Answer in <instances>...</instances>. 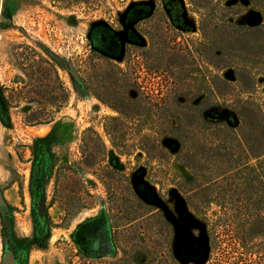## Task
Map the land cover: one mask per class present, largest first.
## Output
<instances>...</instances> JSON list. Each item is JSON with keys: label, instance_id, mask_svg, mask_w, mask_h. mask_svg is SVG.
<instances>
[{"label": "rangeland", "instance_id": "374dc122", "mask_svg": "<svg viewBox=\"0 0 264 264\" xmlns=\"http://www.w3.org/2000/svg\"><path fill=\"white\" fill-rule=\"evenodd\" d=\"M134 3L146 18H129ZM235 25L250 27L238 33L249 47L229 38ZM202 31L221 50L200 45ZM208 75L205 119L237 129L250 110L243 132L260 145L264 0H0V259L264 264V156L234 159L236 194L225 196L210 150L182 155L169 129L175 101L204 96L183 87ZM137 91L138 107L120 115L117 99Z\"/></svg>", "mask_w": 264, "mask_h": 264}, {"label": "trees", "instance_id": "16d2710c", "mask_svg": "<svg viewBox=\"0 0 264 264\" xmlns=\"http://www.w3.org/2000/svg\"><path fill=\"white\" fill-rule=\"evenodd\" d=\"M149 11L150 10L144 3H134L129 8V13L131 14L129 15V18L136 19L137 17L141 16L140 18L144 19L149 14ZM215 26L221 27L222 21L218 20L215 23ZM232 29H235L236 33L234 35H231L229 38L233 40H237V38L240 37L239 43L245 44L247 47H249V45L241 41V34L238 35V33L242 29L245 32H248L250 31V27H242L235 25L234 27H232ZM243 35H245V33H243ZM201 36L203 39L202 42L203 44L199 43L200 45H203L204 47L211 45V47H217L219 50H221L220 47L222 46L218 44L217 36L215 34L206 33L205 31H202ZM211 57L214 59H218L219 55L215 54L214 52H211ZM208 62L212 66H215L214 63H211V61ZM176 69L181 70V67L176 66ZM208 76L210 77V79L207 78L201 87H197L193 91L188 87H183L182 90H184V93H182L181 95H185V93L188 94L187 90L191 91L192 92L191 95H194L192 96V99H190L191 101L194 100L193 98H196L197 94H199L200 92H203L204 96L202 99L196 101V103L194 104L192 103L181 104L175 101L176 107L183 110L182 113H175L176 111L170 113V115L172 114V117L175 120V124L171 126L169 125V129L173 131L172 133L173 136L178 138L180 149H182L181 151L182 155L187 156L188 154L189 156L190 153H193L195 151L196 146L203 145L202 146L203 154L205 148L210 150L211 153L210 164H214V165L218 164L217 168H219L218 171L219 173L216 177L217 178L220 177L221 181H224L223 185L221 186L222 194L225 196L226 195L231 196L236 194V192L233 191V189H235V186L230 187V185H228L229 187L227 188L226 187L228 184L227 182L231 180L229 179L230 177H232L233 179L234 175L237 173V171L241 166V164L239 165L236 164L234 159L238 158V161L241 159H245L248 161L250 157L257 158L260 156H264V140L260 145H258L257 142L256 143L251 142L252 139L250 138V135L245 134L243 132L244 129H246L244 127L247 124L243 122V119L241 117L247 119L251 117L250 110L247 111L246 109L247 112H239V111L237 112L238 118L240 120L239 124H241L242 121L244 125L243 128L239 127V124H238V128L236 129L234 127L228 126L227 124L223 123V121H207V119H205L204 115L209 110L208 108L209 105L207 104L209 102L208 97H210V95L214 96L215 88L217 90V87H215L216 86L215 83L212 82L211 79L212 75H208ZM174 86L175 88H177L179 86V83L174 84ZM141 94H142L141 92L138 93V96H136V98H129L127 95L119 94L121 96L117 99L118 105L116 104L114 108L118 113H120V115L125 114L126 111H129L133 108H137L138 107L137 102H139L140 100H142L141 98H143ZM244 103L246 104L247 107L249 101H244ZM138 111L139 109H137V112ZM183 114L188 119L187 121H185V119L183 118ZM133 115L134 113L132 114V116ZM252 116L254 118L258 115L255 116L252 115ZM258 117L261 118L259 122H264V115L262 113H260ZM108 119L110 121H117L119 118L108 117ZM226 131L230 133L228 139L226 137ZM106 134L110 135V133L107 131ZM143 135H145L146 137L148 136V133H143ZM96 137L97 139H99L97 135ZM225 141L227 142V145L224 144ZM233 145L235 146L234 148ZM100 148H101V154L106 155L107 154L106 147L102 142L100 143ZM232 148L233 150H231ZM221 151L224 152L220 154ZM227 155H229L228 159H227ZM246 179L247 182L244 183L245 186L240 188V190H242L241 192L243 193H245V189L250 186V177L247 176ZM248 192L249 189L248 191L246 190V194H248ZM197 247L200 249L199 246Z\"/></svg>", "mask_w": 264, "mask_h": 264}, {"label": "water", "instance_id": "95a60500", "mask_svg": "<svg viewBox=\"0 0 264 264\" xmlns=\"http://www.w3.org/2000/svg\"><path fill=\"white\" fill-rule=\"evenodd\" d=\"M68 70L75 79H77V80L79 79V76H78V74H77V72L74 69L72 64H68ZM2 204H3V199H2V196L0 194V205H2ZM38 210L39 211L41 210V204L38 205ZM195 252H199L198 247L195 248ZM0 264H15V257L13 255L12 251L5 250L3 252L1 259H0Z\"/></svg>", "mask_w": 264, "mask_h": 264}, {"label": "flooded vegetation", "instance_id": "af4514ba", "mask_svg": "<svg viewBox=\"0 0 264 264\" xmlns=\"http://www.w3.org/2000/svg\"><path fill=\"white\" fill-rule=\"evenodd\" d=\"M185 247H186L185 250L188 251V253L190 252V254H191V251H192L191 248L193 247V245L191 243H187ZM194 255L195 254L193 253V256ZM194 257H196V255Z\"/></svg>", "mask_w": 264, "mask_h": 264}]
</instances>
